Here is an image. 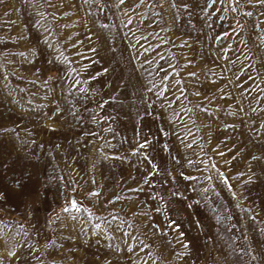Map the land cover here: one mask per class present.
I'll list each match as a JSON object with an SVG mask.
<instances>
[{
	"label": "rangeland",
	"instance_id": "374dc122",
	"mask_svg": "<svg viewBox=\"0 0 264 264\" xmlns=\"http://www.w3.org/2000/svg\"><path fill=\"white\" fill-rule=\"evenodd\" d=\"M0 264H264V0H0Z\"/></svg>",
	"mask_w": 264,
	"mask_h": 264
},
{
	"label": "snow or ice",
	"instance_id": "6c2138e0",
	"mask_svg": "<svg viewBox=\"0 0 264 264\" xmlns=\"http://www.w3.org/2000/svg\"><path fill=\"white\" fill-rule=\"evenodd\" d=\"M257 2H260V0H257ZM184 7H187V5H184ZM235 10V9H234ZM153 167H155V165H153ZM149 175H151V173H149ZM73 208H75L76 207V204H75V201H73L72 202V205H71ZM181 235H183L182 233H181Z\"/></svg>",
	"mask_w": 264,
	"mask_h": 264
}]
</instances>
